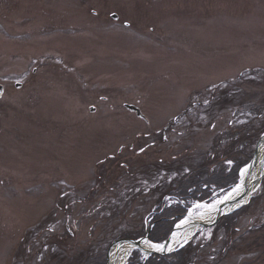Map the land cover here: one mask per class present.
<instances>
[{
  "label": "rangeland",
  "instance_id": "rangeland-1",
  "mask_svg": "<svg viewBox=\"0 0 264 264\" xmlns=\"http://www.w3.org/2000/svg\"><path fill=\"white\" fill-rule=\"evenodd\" d=\"M0 85V264H107L160 211L184 209L168 237L239 182L175 194L263 137L264 0H0ZM133 252L264 264V174L173 250L126 264Z\"/></svg>",
  "mask_w": 264,
  "mask_h": 264
},
{
  "label": "bare ground",
  "instance_id": "bare-ground-1",
  "mask_svg": "<svg viewBox=\"0 0 264 264\" xmlns=\"http://www.w3.org/2000/svg\"><path fill=\"white\" fill-rule=\"evenodd\" d=\"M263 174L264 137L257 144L256 153L253 158V165H247L239 171V182L237 185L221 198L208 204L198 206L199 210L196 214H193L192 212L188 213L176 226V230L171 234L165 252L171 251L177 245L189 240L192 235L197 232L201 224L211 222L218 216V214H226L232 210H236L238 206L245 205L259 186V182L254 183V181ZM234 199L237 200L231 203ZM221 205H224L222 209ZM134 249H136V246L129 242H117L113 244L108 251L107 264H126V260ZM139 249L145 255L152 251H161L162 245H154L148 241L142 240L139 243Z\"/></svg>",
  "mask_w": 264,
  "mask_h": 264
},
{
  "label": "trees",
  "instance_id": "trees-1",
  "mask_svg": "<svg viewBox=\"0 0 264 264\" xmlns=\"http://www.w3.org/2000/svg\"><path fill=\"white\" fill-rule=\"evenodd\" d=\"M248 128V126H247ZM262 128V127H261ZM258 131V130H257ZM251 132L249 135L245 136L247 137L251 144H253L258 138L259 132ZM248 151H252V146L247 147ZM245 156H238L235 154L234 157L231 158L232 165L227 166L223 163L218 165L217 167L213 169H208L206 171L198 172L195 174L194 172H190L184 177L182 176L177 189L176 193L178 196H191L189 197L190 200L192 199H207L209 197V189L211 187L215 188L216 190H222L223 192L228 191L229 188L232 187V185L236 184L238 180V173L239 170L244 167L246 164H248L249 160L251 159V152L246 153ZM242 157V158H241ZM204 188L202 189V187ZM188 191H192L191 193H188ZM189 200V201H190ZM188 201V202H189ZM183 208L181 207H174V208H168L160 211V214L158 217L154 220V226L152 230L150 231V234L148 236V239L151 241H163L166 239L168 232L170 231L172 224L175 223L174 220H168V218H172L173 216H180L183 213ZM169 211H172L168 213ZM166 217L167 220L163 221V218ZM228 218V220H233V218ZM174 222V223H173ZM142 234V231L140 232ZM134 253V252H133ZM179 253V252H178ZM175 254L172 255V259H178L179 257ZM134 259H130L127 264H173V263H167L163 260V258L159 257H150L144 262H140L138 260V256L136 253L133 254ZM161 260V261H160ZM159 261V262H156ZM105 263V252H102L99 257H97L96 261L90 264H104Z\"/></svg>",
  "mask_w": 264,
  "mask_h": 264
},
{
  "label": "water",
  "instance_id": "water-1",
  "mask_svg": "<svg viewBox=\"0 0 264 264\" xmlns=\"http://www.w3.org/2000/svg\"><path fill=\"white\" fill-rule=\"evenodd\" d=\"M114 19L115 18H117V16L116 15H111ZM14 86L16 87V88H20L21 87V84L20 83H15L14 84ZM2 94H3V87L0 85V98H1V96H2ZM125 107L128 109V110H130V111H132V112H135V114L137 115V116H139V117H141L142 115H141V113H140V111L138 110V108H136L135 106H133V105H129V104H125ZM263 137H264V134H263ZM262 137V138H263ZM262 138H260V140L262 139ZM259 140V141H260ZM257 147V146H256ZM255 153H256V148H255V150H254V152H253V156H252V159L250 160V162L248 163V166H252L253 165V158H254V156H255ZM261 177L262 176H260L259 178H257L255 181H254V183L255 182H259L260 181V179H261ZM237 199H234V200H232L231 201V203H233L234 201H236ZM230 203V204H231ZM224 207V205H221V209ZM223 214H225V213H223ZM223 214H218V216L214 219V220H212L211 222H209V223H203V224H201L200 226L201 227H205V226H209V225H212V224H214ZM172 234V233H171ZM171 234L167 237V239L164 241V243H163V250L162 251H159V252H155V251H152V252H149V253H147V254H153V253H157V254H164L165 253V249H166V247L168 246V243H169V239H170V236H171ZM147 236H148V234L146 233L145 235H144V238H141V239H137V240H125V239H122V240H119V241H117V242H129V243H131V244H133L134 246H136V249H139V243H140V241H142V240H146V238H147ZM117 242H115V243H117ZM115 243H113V244H115ZM112 244V245H113ZM111 245V246H112ZM110 246V247H111ZM109 247V248H110ZM108 251H109V249H108ZM106 259H108V252H107V254H106Z\"/></svg>",
  "mask_w": 264,
  "mask_h": 264
},
{
  "label": "flooded vegetation",
  "instance_id": "flooded-vegetation-1",
  "mask_svg": "<svg viewBox=\"0 0 264 264\" xmlns=\"http://www.w3.org/2000/svg\"><path fill=\"white\" fill-rule=\"evenodd\" d=\"M93 108V107H92ZM94 109V108H93ZM143 149H141V151H142Z\"/></svg>",
  "mask_w": 264,
  "mask_h": 264
},
{
  "label": "snow or ice",
  "instance_id": "snow-or-ice-1",
  "mask_svg": "<svg viewBox=\"0 0 264 264\" xmlns=\"http://www.w3.org/2000/svg\"><path fill=\"white\" fill-rule=\"evenodd\" d=\"M157 247H160V246H157Z\"/></svg>",
  "mask_w": 264,
  "mask_h": 264
}]
</instances>
